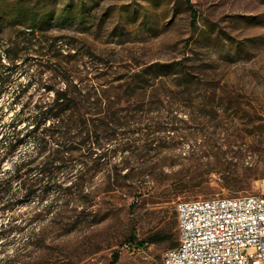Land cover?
Listing matches in <instances>:
<instances>
[{
    "label": "rangeland",
    "instance_id": "374dc122",
    "mask_svg": "<svg viewBox=\"0 0 264 264\" xmlns=\"http://www.w3.org/2000/svg\"><path fill=\"white\" fill-rule=\"evenodd\" d=\"M30 20L36 25L34 39L27 35L32 33ZM37 40L53 42V53L60 47L63 54H73L64 45L68 43L78 57L91 54L104 62L109 67L106 87L116 85L109 80L128 65L183 60L192 99L167 108L175 116L167 135H178L177 144L166 142L146 165L130 166L142 169L137 178L147 192L134 215L127 213L130 199L120 189L102 192L100 172L85 184V190L100 194L87 207L66 206L51 197L26 199L13 183L20 197L11 211L0 215V224L15 218L20 228L0 238V263L16 252L30 259L29 264H113L115 255L114 264H161L163 254L178 241V202L264 194V0H0V53L18 49L9 61V83L0 89L3 123L19 108L13 101L16 89L33 73L26 64L43 54L31 50ZM36 89L37 84L29 88ZM199 96L205 99L199 101ZM4 140L0 134V145ZM35 147L32 139H25L3 169ZM148 172L152 176H145ZM250 179L246 189L237 187ZM87 209L107 215L101 220L100 214L69 212ZM61 210L68 213L55 217ZM35 213L39 215L33 217ZM132 233L137 246H147L143 253L125 249ZM155 234L165 239L146 241ZM37 235L39 250L23 246Z\"/></svg>",
    "mask_w": 264,
    "mask_h": 264
},
{
    "label": "trees",
    "instance_id": "16d2710c",
    "mask_svg": "<svg viewBox=\"0 0 264 264\" xmlns=\"http://www.w3.org/2000/svg\"><path fill=\"white\" fill-rule=\"evenodd\" d=\"M27 27L34 31V20ZM27 35L35 38L33 32ZM64 45H69L68 52L74 53L63 54L60 47L59 52L53 53V42L37 40L31 50L43 54L25 66L26 70L33 69V73L14 93L13 101L19 103V108L7 122L0 121L1 138L5 139L0 145V215L11 211L18 202L20 196L12 189L13 183H18L21 197L26 199L35 197L42 201L51 197L66 206L87 207L100 198L99 190H85V184L98 172L103 175L102 192L108 193L111 187L120 189L123 197L130 199L127 213L134 215L136 203L145 199L147 192L137 178L142 169L130 166L134 162L146 165V159L158 155L166 142L177 144L178 135H167L171 132L168 125L175 119L167 108L177 100L192 99L189 72L184 70L183 60L128 65L120 76L109 80L117 84L106 87L108 65L91 54L78 57L71 44ZM10 49L0 53V89L9 83V61L18 54V49ZM57 82L62 86H56ZM32 84L38 85L34 92L29 90ZM5 129L10 132L6 133ZM25 139L35 142V151L3 169V163ZM148 175L152 176L150 172L145 176ZM251 181L237 187L244 190ZM65 211H59L55 217H62ZM69 212L89 217L100 214L101 220L107 215L94 209ZM38 215L35 213L33 217ZM19 228L15 218L2 222L0 238ZM133 239L134 233L126 240L133 242ZM164 239V235L155 234L146 241L159 243ZM38 241V235L33 236L23 246L39 250L42 244ZM23 258L15 252L5 255L0 264L30 263V259ZM117 258V255L113 257V264Z\"/></svg>",
    "mask_w": 264,
    "mask_h": 264
},
{
    "label": "built area",
    "instance_id": "2783aa9c",
    "mask_svg": "<svg viewBox=\"0 0 264 264\" xmlns=\"http://www.w3.org/2000/svg\"><path fill=\"white\" fill-rule=\"evenodd\" d=\"M175 216L177 245L161 264H264V194L183 200ZM124 247L138 254L147 246Z\"/></svg>",
    "mask_w": 264,
    "mask_h": 264
}]
</instances>
